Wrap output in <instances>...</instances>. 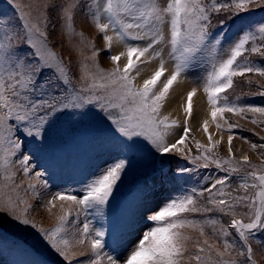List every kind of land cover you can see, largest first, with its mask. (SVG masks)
I'll return each mask as SVG.
<instances>
[{
  "label": "snow or ice",
  "instance_id": "obj_1",
  "mask_svg": "<svg viewBox=\"0 0 264 264\" xmlns=\"http://www.w3.org/2000/svg\"><path fill=\"white\" fill-rule=\"evenodd\" d=\"M258 3L259 0H210L208 3L205 0H167L166 6H162L161 0H44L43 9L38 10L35 20L25 19L24 15L19 17L23 23L0 18V171L7 181L0 188V228L9 225L37 229L41 246L67 264L85 255L72 251L85 243L90 245L91 256L86 261L77 260V264H105V261L107 264H192V261L195 264H256L250 244L258 242L264 253V241H259L257 235L264 232V173L250 165L247 155L241 161L235 159L233 129L239 125L229 123L225 114L245 119L247 114H252L250 122L264 126V120L256 118L257 114L264 117V106L230 102L223 94L233 89L235 77L248 73L264 77V63L248 59L252 54L264 57V21L242 26L230 40L223 37L229 22ZM222 10L230 15L219 21L220 31L213 33L209 30L211 13ZM52 12L57 14L65 43L69 37H79L81 44L87 39L83 31L78 33L74 27L75 14L79 12L84 16L85 26L90 22L102 34L100 39L114 67L105 71L99 66L100 50L90 41L86 46L92 49L91 55L81 58L77 54L75 63L72 58L77 52L75 48H69L67 63L57 56L50 46L47 31L52 25ZM166 24L170 32L167 39ZM140 41L146 43H135ZM114 43L123 44L125 51L112 55ZM165 48H168V59L174 63L171 71L165 67ZM122 57L126 61L123 66ZM152 60L158 61V67L137 84L141 74L139 65ZM200 66L209 67L202 78L203 91L212 123L217 131L228 133L227 159L216 154L222 137L213 140L207 119L202 125L207 145L195 141L196 154L192 155L191 149L185 154L186 141L192 139L188 119L192 116L195 87L187 93L183 131L173 142H168L179 122L170 120L167 115L161 116V109L174 84ZM46 70L50 75L42 78ZM75 80L80 81L79 85ZM251 95L264 97V90ZM65 115H71L75 124L91 118L94 122L90 131L92 138L101 148H106L113 159L82 182L79 189L67 188L52 194L45 204L49 212L57 201L66 202L68 207L61 204L62 214L56 216L55 226L46 230L27 218L31 205L20 195L23 186L15 183L12 169L18 163L25 177L48 186V181L41 179L46 170L33 172L32 153H24L23 145L30 142L39 153L51 148L62 134H79V128H58V122ZM241 139L250 143L253 151L264 149V143ZM138 155L149 158V168L159 173L162 185L175 183L180 185V191L153 210L156 185L142 182L107 230L93 229L89 223H84L82 229L77 230L78 234L69 236L67 226L72 206L77 215L92 211L103 219L106 206L115 199L118 184L127 177ZM174 155H183L197 168L214 166L225 175L202 177L211 181L207 188L185 189L183 184L190 177L184 174L191 173L192 169L179 165L169 176L167 162ZM245 166L251 171H244ZM241 172L244 174L238 175ZM233 175H237L235 187L229 183ZM249 189L256 190L254 198L235 194ZM26 191L37 195L35 184L29 183ZM205 193H208L206 199ZM197 197L203 202L198 203ZM238 208L249 211L239 213ZM213 211L230 220L225 224L219 217L198 220L185 215ZM141 223L148 227L138 234L137 227ZM206 227L212 228L210 234L205 231ZM186 230L198 232L203 240L193 239ZM230 230H234V235ZM134 235H138V239L130 242ZM229 236L232 238L228 239ZM190 244L195 251H190ZM21 250L26 255H36L34 249ZM27 264L40 262L33 259Z\"/></svg>",
  "mask_w": 264,
  "mask_h": 264
},
{
  "label": "rangeland",
  "instance_id": "obj_2",
  "mask_svg": "<svg viewBox=\"0 0 264 264\" xmlns=\"http://www.w3.org/2000/svg\"><path fill=\"white\" fill-rule=\"evenodd\" d=\"M166 2L167 0H161L162 6H166ZM205 2L208 3L210 0H205ZM16 5H20V7L17 8ZM29 5H31V7H29ZM43 5L44 0H15V3H13V0H0V18H7L13 23H23V21L19 20V17L24 15L25 19L35 20L38 15V10H42ZM29 13H31V16H29ZM229 15L230 13L223 10L219 13L212 12V26L209 30L213 33H218L220 31L219 21L225 19ZM51 16L52 25L55 26V30L52 25L47 29L50 36V46L57 56L63 58L65 63H67L69 59V48H75L77 50L76 53L72 54L73 63H75L77 54H79L81 58L91 55L92 49L86 46L90 41L100 50L97 58L99 66L105 71H109L114 67L109 59V53L105 50V46L100 39L102 34L98 33V30H96L94 25L92 26L90 22L85 26L84 16L79 12L74 16L75 31L78 33L83 31L84 36L87 38L83 44L79 43V37L74 39L69 37L67 43H65L66 37L60 31V22L57 18V14L52 12ZM41 19H43V17H41ZM260 21H264V0H259L258 4L250 5L247 12L240 13L239 16L234 18V21L229 22L224 29L225 37L223 38L230 40L238 33L242 26L249 23L255 24ZM41 27L43 28V23H41ZM164 32L167 39L170 36L167 24L164 26ZM240 59H244V57ZM248 59L252 62L264 63V57H261L259 54H252L248 56ZM88 63L91 64V61H88ZM75 71L76 70L73 68L72 73L75 74ZM208 71V66H200L198 69L194 70L193 79L196 82L195 86L203 89L202 78L206 76ZM49 75L50 71L46 70L42 78H47ZM248 80L252 81L251 84L247 83ZM74 83L79 85L80 81L75 80ZM258 90H264V77L248 73L244 77H235L233 89H230L223 95H226L230 102L236 101L240 104L264 106V97L251 95V93H256ZM247 117L248 118L245 119L234 116L231 113L225 114V118L229 123L239 125L238 128L233 129V153L237 161H241L242 157L247 155L250 165L255 166L264 173V155H261V153H264V149L253 151L250 143H245V141L241 139V137H244L252 143H264V140L260 139V137H264V126L252 124L250 122L252 114H247ZM256 118L264 120V117H260L259 114L256 115ZM73 127L81 129L80 133L71 134V132H68L67 134H62L56 143L45 151L39 153L35 152L33 145L27 141L23 145L24 153H32L33 159L30 163L33 165V172H43L46 170V175L41 179H46L48 181L47 187H44L43 184L35 179L25 177L18 163L12 169L15 172V183L23 186L20 190V195L31 205L27 218L35 222L38 227H43L46 230L52 229L56 223V216L62 214L61 204L64 203V207H68L66 202L57 201L56 207L49 212L45 204L51 199L52 194L67 188L79 189L82 182L93 174H96L99 169L105 167L113 159V157L108 154L107 149L101 148L92 138L90 131L94 127V122L91 118L83 121L81 124H75L71 115H65L58 122V128L61 130H70ZM186 144L188 147L185 149V154H187L188 149H191V154L195 155L197 150L195 145L191 143V140L186 141ZM215 151L216 154L222 158L227 159L229 157L228 146H226L222 140ZM13 159L15 160L16 158L14 157ZM179 165H186L188 168L192 169L191 173L184 174L190 177L188 182L183 184L185 189H190L192 187L207 188L211 181L204 180L202 177L211 176L212 178H216L225 175V173L218 171L214 166L208 169L197 168L188 160L184 159L183 155H174L169 157L167 162L169 176L172 175ZM244 171H251V168L245 166ZM152 173L153 172L149 168V158L138 155L127 177L123 178L122 183L118 184L117 191L114 194L115 199L110 200L109 205L106 206L103 219L97 218L92 211H89L86 215L83 213L77 215L75 206H72L73 211L69 216V223L67 226L68 235L71 236L72 233H77L78 229H82L84 223H89L90 227L93 229L107 230L114 218L121 213L126 201L131 198L137 183ZM243 174L244 172H241L238 175L242 176ZM29 176L31 177L32 173H30ZM236 181L237 175H233L229 183L235 187ZM5 183H7V181L5 180L3 172L0 171V188H2ZM29 183L36 185L37 195H33L31 192L26 191ZM171 185L176 193L180 191V185L175 183H171ZM229 191H231V188ZM255 191L256 190L249 189L245 193L241 190L235 194L249 195L254 198ZM207 195L208 193H205L204 199L207 198ZM197 200L198 203L203 202L199 197H197ZM21 207H23V205H21ZM209 207L211 206L209 205ZM248 211L249 209L247 208L237 209L239 213ZM185 215L188 216V218L198 220L219 217L221 222L225 224L230 220V217L221 216L215 211L204 214ZM216 227L218 228L219 225ZM143 230L145 229L143 228ZM205 231L210 234L212 228L206 227ZM230 231L234 235V230ZM186 232L193 239L203 240L202 237H199L198 232L191 230H186ZM257 235L259 241H264V232H260ZM38 237V230L30 227L23 228L5 225L0 228V264H27L29 260L33 259H38L42 264H67V262L63 261L57 254L45 250V247L41 246L38 242ZM231 238L232 236L228 237V239ZM105 239H107V236ZM250 246L253 249V259L256 264H264V253L261 251V245L253 241ZM24 247L29 248L30 251L34 249L36 255H26L21 250ZM189 249L190 251H195L191 244L189 245ZM72 251L85 253L83 256H77L76 259L72 261V264H77V260L86 261L89 256H91L90 245L88 243H85L83 246L74 247ZM213 255H215V253H213ZM225 258L227 259L228 257ZM105 264H107L106 261ZM192 264H195V261H192Z\"/></svg>",
  "mask_w": 264,
  "mask_h": 264
},
{
  "label": "bare ground",
  "instance_id": "obj_3",
  "mask_svg": "<svg viewBox=\"0 0 264 264\" xmlns=\"http://www.w3.org/2000/svg\"><path fill=\"white\" fill-rule=\"evenodd\" d=\"M93 26V25H92ZM91 26V28H92ZM94 29V28H93ZM91 30V29H90ZM111 34V33H109ZM138 44H145V41L135 42ZM160 47L157 45V48ZM125 51V46L123 44L114 43L111 49L112 55H117L120 52ZM168 48H165V60L166 69L171 71L174 66L173 61L169 60L167 57ZM69 55V54H68ZM143 59V58H142ZM125 57L121 58L120 64L123 66L125 63ZM141 74L137 78L136 83L140 84L143 79L148 78L152 72L158 67V61L152 60L147 64H140ZM167 74V72H166ZM194 71L190 72L186 76H182L176 84H174L173 89L170 90L169 99L165 102V106L161 109V116H169L170 120H177L179 122V127L174 128L172 131L174 135L168 137V142H173L176 138L179 137V134L182 133L184 127L185 113L183 111L184 106L186 105L187 93L191 91L193 87L197 89V93L193 98V111L192 116L188 119V127L191 129L190 137L192 139L191 143L195 145V141H199L201 144L207 145L208 138L204 133L202 125L205 119L209 120V133L212 134L213 140H221L227 144L228 133L217 131L215 124L212 123L211 117L209 115V106L207 104V97L202 88L195 86L196 82L193 79ZM184 147V146H181ZM220 177V176H218ZM1 260V259H0ZM4 260V259H3Z\"/></svg>",
  "mask_w": 264,
  "mask_h": 264
}]
</instances>
